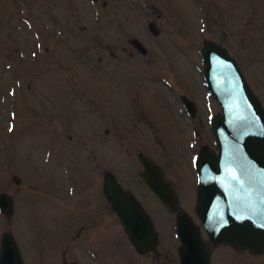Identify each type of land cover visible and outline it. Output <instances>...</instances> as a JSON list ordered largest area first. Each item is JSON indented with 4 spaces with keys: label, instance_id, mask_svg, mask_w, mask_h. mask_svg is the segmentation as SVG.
<instances>
[{
    "label": "rangeland",
    "instance_id": "rangeland-1",
    "mask_svg": "<svg viewBox=\"0 0 264 264\" xmlns=\"http://www.w3.org/2000/svg\"><path fill=\"white\" fill-rule=\"evenodd\" d=\"M204 40L227 49L264 108V0H0V192L13 200L0 238L12 233L25 264H179L183 212L210 264H264V253L212 246L195 214L193 160L200 145L215 148L220 111L203 79ZM180 94L196 103L193 118ZM139 153L165 168L176 213L139 178ZM106 172L151 218L155 251L130 244L104 202Z\"/></svg>",
    "mask_w": 264,
    "mask_h": 264
},
{
    "label": "water",
    "instance_id": "water-1",
    "mask_svg": "<svg viewBox=\"0 0 264 264\" xmlns=\"http://www.w3.org/2000/svg\"><path fill=\"white\" fill-rule=\"evenodd\" d=\"M95 1V0H92ZM155 34L153 24H150ZM130 44L141 54L146 48L137 38ZM200 55L205 86L220 111L210 122L215 149L203 145L194 161L197 175L195 214L208 242L227 243L238 251L264 253V108L227 49L204 40ZM187 113L196 115V104L179 96ZM143 171L140 177L158 199L176 211V192L164 180L155 162L144 153L137 155ZM14 183L20 178L12 176ZM103 194L120 221L126 236L141 255L156 250L158 235L149 215L136 197L123 189L112 173L104 174ZM0 212L10 218L13 200L0 192ZM180 242L179 264H210V251L200 227L188 217L176 220ZM0 264H25L12 233L0 238ZM68 264H80L76 261Z\"/></svg>",
    "mask_w": 264,
    "mask_h": 264
},
{
    "label": "flooded vegetation",
    "instance_id": "flooded-vegetation-1",
    "mask_svg": "<svg viewBox=\"0 0 264 264\" xmlns=\"http://www.w3.org/2000/svg\"><path fill=\"white\" fill-rule=\"evenodd\" d=\"M160 17V13H158L157 14V18H159ZM152 24V23H151ZM154 25V24H153ZM153 29L154 30H156V32L158 33L159 31H158V29L154 26L153 27ZM147 51V50H146ZM146 54V53H145ZM145 54H142L143 56H145ZM179 96L180 95H178V100H179ZM180 101V100H179ZM181 102V101H180ZM182 104V103H181ZM182 107H183V105H182ZM197 107V106H196ZM183 110L187 113V111H186V109L183 107ZM154 114V113H153ZM188 114V113H187ZM146 115V114H145ZM147 116V115H146ZM190 118H193V117H191V116H189ZM198 125L199 126H201V127H203L204 126V122L201 120V119H199V121H198ZM211 127V126H210ZM211 130H212V128H211ZM213 133V132H212ZM196 135H199V133H196ZM203 145H206V144H203ZM203 145H200L199 146V148H198V151H199V149H200V147L201 146H203ZM209 146V145H208ZM210 147V146H209ZM210 149H212V150H214L215 148H211L210 147ZM147 155V154H146ZM198 155V154H197ZM148 157H150L149 155H147ZM151 158V157H150ZM197 158V156L194 158V160H193V163H194V161H195V159ZM152 159V158H151ZM154 162H155V164L158 166V168L160 169V171H161V174H162V176H163V178H164V180L168 183V185L171 187V188H173L174 190H175V188L173 187V184L171 183V181H169V178L167 177V172H166V170H165V168H163L162 166H160L159 165V163L156 161V160H154V159H152ZM142 166V165H141ZM194 168H195V166H194ZM142 171H143V167H142ZM141 171V172H142ZM140 172V173H141ZM140 173H139V178L141 179V177H140ZM141 181L143 182V180L141 179ZM144 183V182H143ZM103 184H104V176H103ZM144 185L147 187V185L144 183ZM123 187V186H122ZM123 189H125V190H128V189H126V188H124L123 187ZM147 189L158 199V197L147 187ZM128 191H130V190H128ZM131 192V191H130ZM176 192V191H175ZM102 193H103V188H102ZM133 194V193H132ZM74 194L73 193H68L66 196V198H67V202H65L66 204L70 201V199L71 198H74V197H72ZM176 195H177V192H176ZM195 195H196V190H195ZM135 196V195H134ZM178 196V195H177ZM103 197H104V194H103ZM75 199V198H74ZM159 200V199H158ZM196 200V199H195ZM139 201V200H138ZM160 201V200H159ZM74 202V201H73ZM104 202L109 206V208L111 209V207H110V205H109V203H108V201L106 200V198L104 197ZM140 202V201H139ZM161 202V201H160ZM162 203V202H161ZM68 205V204H67ZM163 206H164V208L166 209V210H168L169 211V213H172V212H174V213H176L178 210H179V207H178V209L176 210V211H172L170 208H168L167 206H165L164 204H162ZM103 208H105V209H107V207L106 206H104ZM112 210V209H111ZM194 210H195V208H194ZM182 216H186V217H188L192 222H194L187 214H184V212L183 213H181L178 217H177V219L178 218H180V217H182ZM199 221V220H198Z\"/></svg>",
    "mask_w": 264,
    "mask_h": 264
}]
</instances>
